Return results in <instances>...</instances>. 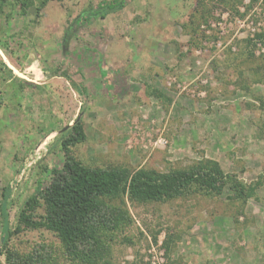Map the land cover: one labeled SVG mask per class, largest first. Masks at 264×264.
Wrapping results in <instances>:
<instances>
[{
	"label": "rangeland",
	"instance_id": "rangeland-1",
	"mask_svg": "<svg viewBox=\"0 0 264 264\" xmlns=\"http://www.w3.org/2000/svg\"><path fill=\"white\" fill-rule=\"evenodd\" d=\"M100 1L0 0V209L12 228L80 119L86 137L71 149L91 167L170 172L213 159L252 185L264 171V0H127L106 17L92 14ZM256 190L245 202L229 188L113 201L130 221L103 234L95 264H264ZM32 213L41 220L44 204ZM2 224L0 210L8 264ZM7 245L75 264L43 226Z\"/></svg>",
	"mask_w": 264,
	"mask_h": 264
},
{
	"label": "trees",
	"instance_id": "trees-1",
	"mask_svg": "<svg viewBox=\"0 0 264 264\" xmlns=\"http://www.w3.org/2000/svg\"><path fill=\"white\" fill-rule=\"evenodd\" d=\"M126 4L127 0H102L92 14L106 17ZM84 17L82 15L77 21L84 20ZM260 35L263 40L264 34ZM85 137L84 124L81 119L77 120L61 140L65 155L61 168L53 169L51 181L44 187L40 185L37 193L27 199L14 228L6 207L2 205L1 245L8 264H41L44 258L40 250L21 255L8 247L11 236L23 227L43 226L52 230L75 264H95L107 250L103 234L130 221L128 212L114 205L113 201L125 196L139 202L165 201L194 194L214 197L223 195L229 188L232 192L229 199L245 202L258 196L256 185H264V171L258 176L256 185L247 184L237 175L227 173L220 162L213 159H202L188 168L170 172L148 168L91 167L77 159L71 149ZM4 196L7 198V192ZM41 204L45 206V215L36 220L32 212Z\"/></svg>",
	"mask_w": 264,
	"mask_h": 264
}]
</instances>
